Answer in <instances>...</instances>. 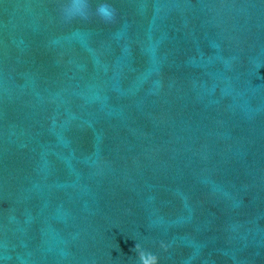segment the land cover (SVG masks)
Masks as SVG:
<instances>
[{
	"label": "water",
	"instance_id": "obj_1",
	"mask_svg": "<svg viewBox=\"0 0 264 264\" xmlns=\"http://www.w3.org/2000/svg\"><path fill=\"white\" fill-rule=\"evenodd\" d=\"M0 264H264V0H0Z\"/></svg>",
	"mask_w": 264,
	"mask_h": 264
}]
</instances>
